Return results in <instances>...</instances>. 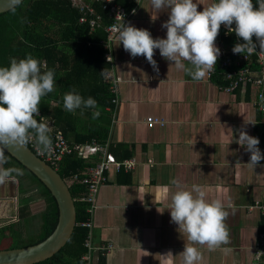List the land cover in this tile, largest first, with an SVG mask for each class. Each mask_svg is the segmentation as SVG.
<instances>
[{
  "label": "crops",
  "instance_id": "obj_1",
  "mask_svg": "<svg viewBox=\"0 0 264 264\" xmlns=\"http://www.w3.org/2000/svg\"><path fill=\"white\" fill-rule=\"evenodd\" d=\"M116 1L124 5L121 0ZM103 2L95 0L92 4L105 22L110 23L112 20ZM132 2L129 9L124 5L132 11L124 23L149 30L153 38H166L167 30L162 24L168 19V12H160L153 20L156 13L150 0ZM198 2L201 4L198 11H202L215 0ZM79 23H87L92 30L89 22ZM97 29L105 31L101 26ZM106 37L105 31L102 39ZM253 39L255 41V37ZM238 42L243 43L234 32L229 33L221 26L214 43L220 53L225 54L219 55L216 70L200 81H194L186 72L170 65L158 49L154 50L159 68L156 72L144 56L133 58L126 52L117 38L110 61L105 57L106 49L98 43L105 49L103 57L109 63L103 70V80L109 84L112 104L72 112L73 118L63 122L64 127L71 129L66 138L71 143L108 145V151L118 161H131L132 165L107 169L95 201H86L88 218L93 221L87 236L93 246L91 264H160L159 254L171 251L178 255L183 251L187 236L171 221L167 209L171 194L176 190L170 183L172 179L180 180L189 189L193 184L200 185L208 200L221 199L226 203L225 223L231 241L226 247L231 251L225 253L222 249L209 250L207 246L196 245L202 255L197 264H254L264 216L259 207L253 206L264 202V167L251 169L243 165L249 161L250 153L232 141L238 139L236 130L243 126L249 135L259 139L258 147L264 153L263 116L256 105L258 88L240 79L241 74L249 71L252 75H261L263 69L254 73L256 52L232 56L233 45ZM87 45L92 46V41ZM184 63L187 65V61ZM230 64L236 66L231 68ZM108 72L112 78L107 76ZM89 80L84 84L86 88L92 85ZM59 83L57 80L55 89L61 85ZM52 105L57 106V102L53 101ZM95 110L100 112L98 119L92 118ZM150 115L164 119L165 124L148 126ZM43 122L49 125L51 140L57 130L63 131L56 127L53 117L46 116ZM98 126L106 130L104 138L89 139L88 130ZM84 134L87 139L76 141ZM99 158L96 154L83 159L88 166L75 173L84 174L91 162ZM261 164L264 165V160ZM75 173L64 178L70 186L78 182L70 180ZM18 188L19 183L15 186L13 181L0 185V223L10 225L20 220ZM85 190L86 186L80 200L85 201L82 199ZM11 197L18 198L14 213L9 209ZM29 206L32 207V202ZM30 211L32 213V209ZM175 264H181L179 256Z\"/></svg>",
  "mask_w": 264,
  "mask_h": 264
},
{
  "label": "clouds",
  "instance_id": "obj_2",
  "mask_svg": "<svg viewBox=\"0 0 264 264\" xmlns=\"http://www.w3.org/2000/svg\"><path fill=\"white\" fill-rule=\"evenodd\" d=\"M150 5L156 13L153 20L160 12H168V19L162 24V28L167 30L166 38H153L149 30L124 23L123 16L119 14L122 23L117 27L116 38L133 58L144 56L156 72L159 68L154 50L158 49L161 57L171 62L170 65L183 70L194 81L203 80L216 70L220 49L214 42L221 25L243 41L234 45V54H252L257 52V48L260 54H264V0H256L255 5L253 0H215L204 6L202 11H198V5H201L198 0H150ZM108 59L110 61L111 57ZM55 87V70L47 68L31 54L20 59L10 58L8 66H0V185L23 175L20 168L4 166L8 149H19L35 138L42 149L51 150L49 125L36 117L39 116L42 98L52 93ZM62 100L67 112L97 109V101L93 97L85 98L75 88L66 92ZM99 116L98 110L92 112L93 119ZM228 131L232 132V129ZM236 131L238 139L233 138L232 142L250 153L249 161L243 165L251 169L264 167L259 139L249 135L243 126ZM170 183L176 190L171 194L167 209L170 210L171 221L179 226L180 233L187 236L188 243L178 255L171 251L159 254L160 264H175L178 256L181 264H197L202 255L196 245L229 253L231 249L226 246L231 241L225 223L228 216L225 201L208 200L202 186L197 184L189 189L178 179H172Z\"/></svg>",
  "mask_w": 264,
  "mask_h": 264
},
{
  "label": "trees",
  "instance_id": "obj_3",
  "mask_svg": "<svg viewBox=\"0 0 264 264\" xmlns=\"http://www.w3.org/2000/svg\"><path fill=\"white\" fill-rule=\"evenodd\" d=\"M121 1L128 9L133 6L132 0ZM253 3L255 5L256 0H253ZM79 17L80 13L72 0H23L13 8L0 12V66H8L10 58L20 59L31 54L42 63L45 62L47 68L55 70V80H59L61 85L42 98L39 105V116L36 119L43 121L46 116L53 117L56 127L63 129L66 137L71 129L64 127L63 122L67 118L69 121L70 118H73V113L65 111L63 107L62 98L66 92L75 88L83 97H93L100 108L112 104L109 84L103 80V70L109 67V63L103 57L105 49L98 45V43L101 45L105 31L103 29L92 31L87 23H79ZM88 41H92L93 45L88 46ZM231 52L233 56L234 53ZM226 54L229 53L226 52ZM229 66L234 68L236 64ZM254 68L258 71L261 70L259 64H256ZM62 74L64 77H61ZM86 80L91 81L90 88L84 86ZM53 101L57 102V106L52 105ZM88 133H90L87 134L89 139L93 136L103 139L107 132L103 127L98 126L89 129ZM48 135L50 137L49 133ZM85 139L87 138L84 134L76 141ZM6 156L5 167L23 170V175L17 177L20 194V220L17 223L0 227L2 236L0 241L4 242L11 238V234L15 232V225L22 224L24 216L35 218L39 214H32L31 206H29V202L38 197L26 195V192L37 190L40 196L45 199L46 205L40 211L41 222L39 225L35 222L31 226L36 231L35 235L22 246L36 244L48 237L58 222L57 201L48 187L32 171L8 151H6ZM86 166L88 163L83 159L66 156L61 161L58 172L62 177L67 178ZM70 189L77 209L74 231L65 246L57 253L34 264H83L82 255L89 252V248L85 245L89 228L82 225V222L88 218L89 204L79 199L85 185L76 182L70 186Z\"/></svg>",
  "mask_w": 264,
  "mask_h": 264
},
{
  "label": "built area",
  "instance_id": "obj_4",
  "mask_svg": "<svg viewBox=\"0 0 264 264\" xmlns=\"http://www.w3.org/2000/svg\"><path fill=\"white\" fill-rule=\"evenodd\" d=\"M74 5L78 8L80 12L79 21L81 23L89 22L92 26V30L101 26L105 29L107 33V37L101 40V45L106 49L105 57H112V45L117 36V27L122 23V18L119 16H123L124 22L131 15L132 11H128V9L117 2L116 0H103V7L108 10L109 17H111V22L106 23L103 19V16L98 13L92 4L95 0H72ZM119 14V15H118ZM225 31L228 29L221 25ZM232 27H235V23H233ZM260 50H257V63L259 64L262 70L261 75H252V71L246 72L240 75V79L244 82L250 81L252 84L254 83L258 88V95L256 97V105L260 110L261 115L263 116V128H264V54L259 53ZM220 55H224V53H220ZM245 57H249V55L245 54ZM254 69V73L258 70ZM257 70V71H256ZM107 76L112 78V74L108 72ZM119 80V79H118ZM115 82V80H114ZM237 85V84H236ZM114 86V85H113ZM113 86L111 88L113 89ZM165 120L156 116L150 115L147 117L148 126L153 127L156 124L164 125ZM30 146L34 149V151L42 157L44 160L49 162L53 167L57 169L59 163L66 156L77 155L82 159H90L94 155L98 154L101 158L96 161L91 162L92 164L89 166L86 172L83 173H75L73 177L70 179L72 183L74 181H78L83 183L86 186V190L83 193L82 199L85 201L94 202L95 196L99 189V185L105 181V173L106 170L111 166H115L119 169L122 165L126 167H131V161H118L116 157L108 151V145H103L97 142H87V143H71L66 138L65 134L61 130H57L54 134V138L51 140V150L42 149L36 139L33 138L29 142ZM264 149V147H263ZM70 186V185H69ZM259 207L261 213L264 216V202H257L253 207ZM82 225L87 226L89 229L93 225V221L91 217L87 218ZM85 245L89 248L88 253H84L82 255L83 264H91L93 261L92 256V243L90 238H87ZM254 264H264V226L260 231L258 236V241L256 244V252H255V261Z\"/></svg>",
  "mask_w": 264,
  "mask_h": 264
},
{
  "label": "water",
  "instance_id": "obj_5",
  "mask_svg": "<svg viewBox=\"0 0 264 264\" xmlns=\"http://www.w3.org/2000/svg\"><path fill=\"white\" fill-rule=\"evenodd\" d=\"M21 1L0 0V12L13 8ZM7 151L48 187L58 204V222L48 237L36 244L0 249V264H34L53 256L70 239L77 221L75 199L64 177L28 144Z\"/></svg>",
  "mask_w": 264,
  "mask_h": 264
},
{
  "label": "rangeland",
  "instance_id": "obj_6",
  "mask_svg": "<svg viewBox=\"0 0 264 264\" xmlns=\"http://www.w3.org/2000/svg\"><path fill=\"white\" fill-rule=\"evenodd\" d=\"M15 183V186H18V183H19V180L16 178L15 181H13ZM24 184V182H23ZM25 184H27V182H25ZM17 192V189H15L14 193ZM18 195H19V192H18ZM18 195H16L18 197ZM26 195L28 196H35V197H38L37 199H32L30 202H29V205L30 203L32 202V207L30 209H32V213H39L37 216L34 217H31V216H24V220L22 222V224H16L15 225V232H13L11 234V238L8 240L6 239L4 242H1L0 241V249H6V248H14V247H19L23 244H27L28 243V240H31L30 238L33 237L36 233L35 229L33 227H31L35 222L39 225V223L41 222V217L39 215H41V212L45 205H46V202L44 200V198H42L39 194V192L37 190L35 191H31V192H26ZM15 197L13 199V197L10 198V202H9V209L11 210V212H15L17 211V208L15 209L16 207V203H18V198ZM17 213V212H16ZM27 215H29V213H27ZM9 217V216H7ZM13 218V217H12ZM11 219V218H10ZM6 222V221H5ZM7 223H4V222H1L0 225H6ZM13 229V228H12ZM24 230L23 233L20 232V230ZM0 240H2V236H1V233H0ZM16 245V246H15Z\"/></svg>",
  "mask_w": 264,
  "mask_h": 264
}]
</instances>
